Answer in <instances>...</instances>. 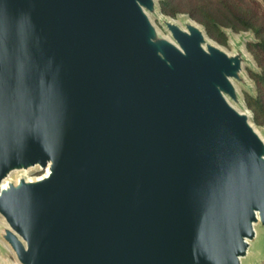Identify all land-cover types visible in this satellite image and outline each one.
Masks as SVG:
<instances>
[{
  "label": "water",
  "instance_id": "1",
  "mask_svg": "<svg viewBox=\"0 0 264 264\" xmlns=\"http://www.w3.org/2000/svg\"><path fill=\"white\" fill-rule=\"evenodd\" d=\"M160 1L0 0V264H264L254 34Z\"/></svg>",
  "mask_w": 264,
  "mask_h": 264
},
{
  "label": "trees",
  "instance_id": "2",
  "mask_svg": "<svg viewBox=\"0 0 264 264\" xmlns=\"http://www.w3.org/2000/svg\"><path fill=\"white\" fill-rule=\"evenodd\" d=\"M163 13L175 16L188 13L194 20L202 23L210 37L226 42L221 27L235 32L251 31L255 40L248 43L260 71L250 72L256 94H244L246 104L252 111L254 122L264 126V2L258 0H161Z\"/></svg>",
  "mask_w": 264,
  "mask_h": 264
},
{
  "label": "rangeland",
  "instance_id": "3",
  "mask_svg": "<svg viewBox=\"0 0 264 264\" xmlns=\"http://www.w3.org/2000/svg\"><path fill=\"white\" fill-rule=\"evenodd\" d=\"M161 8V7H160ZM163 13V12H162ZM164 15L168 16V17H171V18H174L175 20L177 21H180V17L183 16V15H186L188 13H184V12H180V13H177L175 16H170V15H167L165 13H163ZM189 15V14H188ZM190 16V15H189ZM191 17V16H190ZM192 18V17H191ZM193 19V18H192ZM153 20L155 22V24L158 26V28L160 29V31L166 35L167 32L165 31L164 27L162 26V24L160 23L159 19L158 18H155L153 17ZM196 21V20H195ZM197 22V21H196ZM199 23V22H198ZM202 24V23H200ZM203 25V24H202ZM205 27V26H204ZM221 28H227V27H221ZM207 31V30H206ZM235 34H238L239 32H235ZM208 34V33H207ZM209 36V35H208ZM210 37V36H209ZM212 40H214L216 43H218L219 45H221L223 48H225L226 50L228 51H232V47L231 45L229 44V39L227 38L226 36V42L225 43H220L219 41L215 40L214 38L210 37ZM250 42H253V41H249L247 42L246 44V50L248 52V54L250 55V57L254 60L255 64L257 65V68H259L256 60L254 59V56L252 55V53L250 52V50L248 49V43ZM245 70H246V73L247 75L250 77V72H253V69L249 68L248 66L245 67ZM240 90L242 93H245V90L243 87L239 86ZM257 127L260 129V130H264V126L262 125H258L257 124ZM43 173V171H38V170H33V171H30L27 173V176L28 177H36V176H40L41 174ZM0 222H3V219L2 217L0 216ZM258 240H260L261 242H263L264 240V235L262 234H259L258 235ZM0 262L2 263H5V262H9V263H15V258L13 256V254L11 253V251L9 250V248L6 246V244H4L2 242V245L0 246Z\"/></svg>",
  "mask_w": 264,
  "mask_h": 264
},
{
  "label": "built area",
  "instance_id": "4",
  "mask_svg": "<svg viewBox=\"0 0 264 264\" xmlns=\"http://www.w3.org/2000/svg\"><path fill=\"white\" fill-rule=\"evenodd\" d=\"M258 1H260V2H264V0H258Z\"/></svg>",
  "mask_w": 264,
  "mask_h": 264
},
{
  "label": "bare ground",
  "instance_id": "5",
  "mask_svg": "<svg viewBox=\"0 0 264 264\" xmlns=\"http://www.w3.org/2000/svg\"><path fill=\"white\" fill-rule=\"evenodd\" d=\"M4 183H6V182H4Z\"/></svg>",
  "mask_w": 264,
  "mask_h": 264
}]
</instances>
